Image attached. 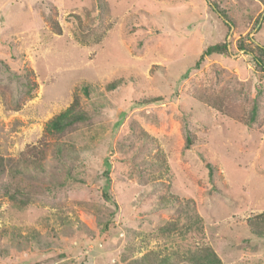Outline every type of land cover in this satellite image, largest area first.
Returning <instances> with one entry per match:
<instances>
[{
  "label": "rangeland",
  "instance_id": "374dc122",
  "mask_svg": "<svg viewBox=\"0 0 264 264\" xmlns=\"http://www.w3.org/2000/svg\"><path fill=\"white\" fill-rule=\"evenodd\" d=\"M210 1L233 23L208 0H0V154L53 141L45 123L75 94L90 115L64 139L70 154L0 178V264H140L150 250L197 264L182 255L199 245L218 264H264V237L245 223L264 210V72L237 47L264 44V0ZM220 41L229 53L196 67ZM207 87L226 91L242 121L192 95Z\"/></svg>",
  "mask_w": 264,
  "mask_h": 264
},
{
  "label": "trees",
  "instance_id": "16d2710c",
  "mask_svg": "<svg viewBox=\"0 0 264 264\" xmlns=\"http://www.w3.org/2000/svg\"><path fill=\"white\" fill-rule=\"evenodd\" d=\"M209 1L210 6L216 10L219 15H221L225 22L233 23L232 20L227 16L226 12L222 9H219L214 1ZM49 23L51 28L56 33H60L61 29L58 25L57 21L54 18H49ZM251 46H246L243 41H239L237 47L241 49L245 54H249L252 57V61L255 66L260 69L261 72H264V44H260L252 41ZM229 47L228 44L224 41L216 42L210 44L203 49L202 53L199 55V58L195 61V66L197 67L203 58L212 54H228ZM28 83L29 89L27 90L28 95L31 94L30 90L35 86L34 83ZM116 83L110 84V88H115ZM85 95L89 96V89L85 86L83 88ZM192 95L195 96L198 101L204 103V105L209 106L222 114L230 116L238 121H242L240 115L238 114V105H234L230 102V99L222 88L214 90L213 88H196L192 92ZM255 100L252 102L249 117L250 120H254L257 108V102H259V96L254 98ZM159 97H152L146 100H143L141 104L145 103H159ZM90 122V115L87 111H85L80 105L78 95L75 94L71 103L62 111L54 115L50 118L46 123L44 130L47 135L53 136L55 139L53 141L45 142L42 138L39 141L38 145H30L26 146L24 150H22L16 156H5L0 154V178L5 174H8L12 177L16 176H29L34 175L38 172H42L44 170V160L48 155V152L51 153L52 157L61 159L60 157L63 154V151L67 149L68 154L72 152L71 146H66L65 138L69 137L72 133H74L80 126L87 125ZM250 121L247 122V124ZM191 135L187 134L185 139V148H189V145L192 143ZM199 160L203 162L205 167L207 168L208 175L211 176L213 172L212 164L201 154L198 156ZM105 182L103 186V195L107 200H110V196L107 191L109 189V178L107 176V171L104 173ZM10 199H14L13 194L8 195ZM175 197V196H174ZM173 196H164L162 197V201L164 203L171 202L170 199H174ZM246 226L248 227L250 233L257 237H264V210L251 215L246 219ZM110 221L105 220L101 223L100 233L98 235V239L101 242H105L110 234ZM177 222H173L167 224L162 227V230L170 231L174 229H178ZM178 255L176 250L172 252L164 253L163 255L156 253L153 250H150L148 253H145L140 260V264H170V259ZM186 256L189 260H193V262L197 264H218L219 258L216 253L212 250L210 246L207 245H199L195 246L191 251L188 250ZM136 260L132 261L130 264H135Z\"/></svg>",
  "mask_w": 264,
  "mask_h": 264
}]
</instances>
